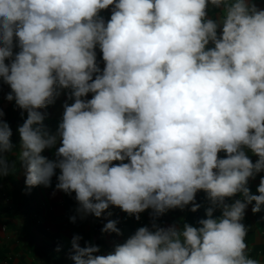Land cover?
<instances>
[{"label":"clouds","instance_id":"9594fccd","mask_svg":"<svg viewBox=\"0 0 264 264\" xmlns=\"http://www.w3.org/2000/svg\"><path fill=\"white\" fill-rule=\"evenodd\" d=\"M0 78L27 111L17 153L27 188L49 186L59 169L56 188L75 193L81 218L110 205L137 220L153 209L151 229L113 253L74 236V264H264L249 256L242 223L249 204L264 205V177L258 195L248 187L264 172V9L252 0H0ZM60 89L73 102L50 134L38 109ZM12 135L0 119V178L15 171ZM58 140L55 160L41 154ZM200 190L213 207L199 227L155 223L168 209L196 212ZM102 232L121 234L114 220Z\"/></svg>","mask_w":264,"mask_h":264},{"label":"crops","instance_id":"0c3cea01","mask_svg":"<svg viewBox=\"0 0 264 264\" xmlns=\"http://www.w3.org/2000/svg\"><path fill=\"white\" fill-rule=\"evenodd\" d=\"M259 9H264V0H252ZM112 7L101 10L99 16L107 22L112 14ZM208 18L218 19L220 10L209 5ZM208 47H212L209 44ZM20 51L18 40L14 39L13 53ZM97 61L101 70L104 67L102 52L96 48ZM9 61H6L8 63ZM60 95L53 104L44 109H38L44 116L43 126L55 134L62 120L63 105L71 104L68 99L71 90L60 89ZM11 92L10 86L0 78V111L3 119L12 130L11 142L13 151L5 153L10 166L15 163V171L0 178V264H74L71 241L74 236H80V246L86 243L97 245L100 252L96 255L113 253L117 245L123 244L140 227H149L153 223V209L149 208L139 214V220L135 215L125 213L117 206H111L97 218L92 214L81 218L78 214V202L75 193L66 194L56 188L57 177L60 170H55L49 186L39 185L27 188L25 184V169L18 160L17 153L20 150V136L18 128L27 119V111L20 109L15 100L8 101L7 95ZM89 93L84 99H91ZM35 127V126H34ZM61 146L60 141L52 148H46L41 154L49 160H55V152ZM247 151V150H246ZM248 155L255 163L257 157L250 151ZM219 158H226V153H218ZM127 162V161H124ZM120 161H114L118 164ZM264 172L258 173L255 178H250L248 187L252 194L258 195L257 188ZM243 200L242 194H236L226 198L225 203L231 204L235 200ZM195 203L200 207L196 212L190 209L191 204L183 209H168L164 214L155 218V223L167 228L176 225L183 227L188 223L199 227L201 219H207V209L213 207L207 192L200 190L196 193ZM249 204L245 209L242 223L248 228L246 243L249 248V256L253 259L264 261V205L258 213L252 212ZM111 213V216L108 213ZM222 212L220 208H214L212 218H219ZM75 217V221H73ZM117 221V227L121 234L102 232L104 225L109 221Z\"/></svg>","mask_w":264,"mask_h":264},{"label":"built area","instance_id":"2783aa9c","mask_svg":"<svg viewBox=\"0 0 264 264\" xmlns=\"http://www.w3.org/2000/svg\"><path fill=\"white\" fill-rule=\"evenodd\" d=\"M67 90H70V89H67Z\"/></svg>","mask_w":264,"mask_h":264}]
</instances>
